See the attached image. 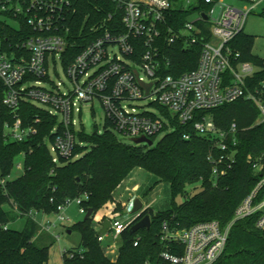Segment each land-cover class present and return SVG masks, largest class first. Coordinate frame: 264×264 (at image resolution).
<instances>
[{
    "label": "built area",
    "instance_id": "1",
    "mask_svg": "<svg viewBox=\"0 0 264 264\" xmlns=\"http://www.w3.org/2000/svg\"><path fill=\"white\" fill-rule=\"evenodd\" d=\"M112 1L122 15V31L105 30L70 61L68 39L62 27L71 0H0V13L5 12L17 20L24 18L32 31L24 41L9 45V51L4 50L0 41L2 104L14 117L5 125L9 142L23 143L37 134L35 126L24 125L18 116L22 102L42 108L57 118L58 125L53 129L55 138L49 144L54 164H59L61 159L75 161L81 157L76 150L85 148L79 138V134L86 131L83 108L92 106L95 101L106 114L108 130L130 143L142 137L152 141L155 138L156 142L160 135L174 131L173 121L188 124L199 112L239 100L252 102L259 111L257 123L264 124V82L260 90L254 92L248 85L260 68L242 61L240 54H234L229 47L258 7L264 14V0H239L246 4L243 7L225 6L222 0H205L207 11H198L196 20L188 18L184 26L178 28L168 24L169 0ZM218 7L221 11L215 18ZM14 24L18 28V24ZM179 42L186 48L200 46V57L194 70L176 77L166 73L172 57L163 51L162 45ZM58 67H61L66 82L55 80L60 76ZM50 71L54 72L55 78L50 76ZM144 85L149 86L148 90ZM141 102L146 104L140 105ZM195 130L210 139L212 148L207 160L212 165L216 186L235 163L238 127L233 123L226 130H219L207 115L195 124ZM185 138L189 139V136ZM252 166L255 172H262L260 180L237 207L233 220L227 226L210 220L184 230H173L165 222L160 261L169 264L216 263L225 252L233 225L239 220L257 216L256 227L264 233L261 159L253 161ZM6 182L5 178H0L1 185ZM73 201L78 204L79 213L86 216L88 211L82 206L83 198ZM71 202L58 208L54 215L58 221L69 220L64 212ZM118 204L110 202L101 210L100 216H93L98 233L106 220L110 222L107 233L99 234L98 240L106 254L113 257L118 255L122 233L136 218L131 215L133 201L126 206L125 214L120 213ZM56 224L48 219L42 229L53 233ZM110 237L112 242L108 240ZM134 245L138 246V241ZM62 255L73 256L70 251H63Z\"/></svg>",
    "mask_w": 264,
    "mask_h": 264
},
{
    "label": "trees",
    "instance_id": "2",
    "mask_svg": "<svg viewBox=\"0 0 264 264\" xmlns=\"http://www.w3.org/2000/svg\"><path fill=\"white\" fill-rule=\"evenodd\" d=\"M171 15L168 24L184 26L194 11H207L205 0H169ZM195 2V4H193ZM12 21V22H11ZM11 23H17L18 28ZM105 30L122 31V15L112 0H71L64 18L63 33L68 39L70 61L100 37ZM32 35L24 18L15 19L0 13V41L4 50ZM255 38L240 33L229 43L240 59L260 68L248 85L250 91L260 90L264 82V58L253 54ZM163 51L172 57L167 74L180 76L194 70L200 57V46L184 47L182 43H163ZM142 51V48L139 50ZM4 89L0 84V264H49L50 235L39 237L40 226L36 214L54 216L68 201L83 198L82 206L93 210V216L108 203L114 202L118 187L138 169L154 175L157 183L170 186L173 205L168 211L154 212L152 207L137 221L149 216L151 227L132 233L133 224L120 237L118 255L109 257L98 240L94 218L82 220L70 227L81 237L82 250L64 255V264H169L159 259L164 250L161 243L162 226L167 222L173 230H184L197 223L217 220L227 226L240 203L253 191L261 173L254 171L252 162L261 159L264 172V124L257 123L259 111L250 101L239 100L211 111L199 112L188 124L173 121L174 131L167 133L154 145L126 144L108 130L79 134L85 148H77L81 157L75 161L61 159L54 164L49 144L53 142L56 117L33 104L22 102L18 112L24 125L37 129L28 141L9 142L6 123L14 120L2 104ZM210 116L219 130L236 123L239 134L234 147L235 163L218 180L212 176L207 157L211 151L208 137L200 136L195 124ZM188 135L189 139L185 136ZM23 158V174L12 179L17 158ZM201 185L196 195L188 194V187ZM182 196V204L174 199ZM118 204V210H120ZM25 219L22 230L12 229L11 223ZM257 216L237 221L223 255L214 264H264V233L256 227ZM69 232V231H68ZM138 246L135 247V242Z\"/></svg>",
    "mask_w": 264,
    "mask_h": 264
},
{
    "label": "rangeland",
    "instance_id": "3",
    "mask_svg": "<svg viewBox=\"0 0 264 264\" xmlns=\"http://www.w3.org/2000/svg\"><path fill=\"white\" fill-rule=\"evenodd\" d=\"M195 4V2H193ZM222 4L225 6H235L243 7L245 3L239 0H222ZM221 9L218 7L215 12V18L220 14ZM198 18V11H194L190 16L189 20H196ZM12 26L17 27L14 23H11ZM244 34L252 36L255 38L253 46V54L264 58V14H262V8L258 7L247 19L246 25L243 30ZM117 52V49H115ZM58 72L60 74L55 80L57 82H66V77L63 74L61 67H58ZM50 76L55 78L53 71H50ZM146 103L141 102L140 105ZM154 109L153 107H149ZM83 123L85 129L88 133H91L94 130L99 131L100 133L104 132L106 129V114L98 101H95L92 106L87 105L83 108ZM164 137L160 135L155 144ZM122 142L126 144L130 143L128 140L118 137ZM135 145V144H133ZM146 146V145H141ZM20 165V168L18 166ZM23 158L19 157L16 160V167L13 171L12 179L20 177L23 174ZM158 179L148 173L145 170L138 169L135 170L131 176L124 181L116 190L114 201L120 204V213H126V206L140 200L143 203L144 208L150 205L154 212L168 211L173 205V198L170 190V186L167 183H157ZM201 191V185L196 184L188 187V194L193 196L198 194ZM184 198L182 196H177L174 199V203L179 205L182 204ZM128 210V209H127ZM102 214L99 211L96 216ZM134 216V214H131ZM64 216L69 220L58 221L55 216H47L43 214H36L35 219L40 226L39 237L50 235V240H53V245L50 248L49 253V264H64V257L62 255L63 251H77L82 250L81 237L78 232H72L69 234L70 227L74 224L82 221L85 216L79 213L78 204L75 201H72L65 209ZM52 220L57 222L56 226L53 228V233H48L42 229V226L46 223L47 220ZM25 224V219H19L14 223L10 224L12 229L22 230ZM98 228V227H97ZM58 237V240H57ZM109 255V254H108ZM109 257L114 258L112 255Z\"/></svg>",
    "mask_w": 264,
    "mask_h": 264
},
{
    "label": "water",
    "instance_id": "4",
    "mask_svg": "<svg viewBox=\"0 0 264 264\" xmlns=\"http://www.w3.org/2000/svg\"><path fill=\"white\" fill-rule=\"evenodd\" d=\"M145 89L148 90L149 86H145ZM133 144L135 145H146L149 147H152L154 145L152 140H149L147 138H137L132 140ZM147 208H144L143 203L138 199L134 202L133 204V210H132V214H134L136 216V218L134 219V221L132 222L133 226L131 228L132 233H137L140 230L143 229H149L151 227V220L150 217L147 215L145 216L143 219L138 220V218L146 211ZM93 217V210H89L88 213L86 214L84 220H88L91 219ZM110 227V222L108 220H106L103 224V229L99 232L100 235H105L108 231ZM69 234L71 233V231L68 232ZM110 242L113 241V238H109L108 239Z\"/></svg>",
    "mask_w": 264,
    "mask_h": 264
},
{
    "label": "crops",
    "instance_id": "5",
    "mask_svg": "<svg viewBox=\"0 0 264 264\" xmlns=\"http://www.w3.org/2000/svg\"><path fill=\"white\" fill-rule=\"evenodd\" d=\"M149 207H151L150 205H148V206H146L145 208H149Z\"/></svg>",
    "mask_w": 264,
    "mask_h": 264
}]
</instances>
